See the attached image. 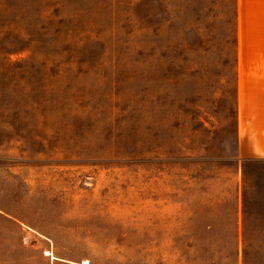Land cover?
<instances>
[{"label":"rangeland","instance_id":"rangeland-1","mask_svg":"<svg viewBox=\"0 0 264 264\" xmlns=\"http://www.w3.org/2000/svg\"><path fill=\"white\" fill-rule=\"evenodd\" d=\"M239 28L236 0H0V264H264Z\"/></svg>","mask_w":264,"mask_h":264},{"label":"crops","instance_id":"crops-1","mask_svg":"<svg viewBox=\"0 0 264 264\" xmlns=\"http://www.w3.org/2000/svg\"><path fill=\"white\" fill-rule=\"evenodd\" d=\"M239 31L264 32V0H236ZM238 155L241 160H264V57L239 59ZM0 214L5 226L19 227L24 222ZM20 228V227H19Z\"/></svg>","mask_w":264,"mask_h":264},{"label":"bare ground","instance_id":"bare-ground-1","mask_svg":"<svg viewBox=\"0 0 264 264\" xmlns=\"http://www.w3.org/2000/svg\"><path fill=\"white\" fill-rule=\"evenodd\" d=\"M47 254H49V255H50L51 253L47 252ZM81 264H90V263H89V261H88V260H84V261H83Z\"/></svg>","mask_w":264,"mask_h":264}]
</instances>
